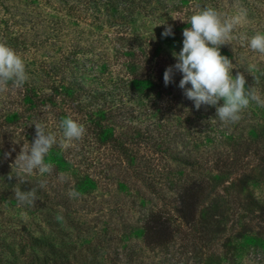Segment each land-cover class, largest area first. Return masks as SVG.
Returning <instances> with one entry per match:
<instances>
[{
    "label": "rangeland",
    "instance_id": "374dc122",
    "mask_svg": "<svg viewBox=\"0 0 264 264\" xmlns=\"http://www.w3.org/2000/svg\"><path fill=\"white\" fill-rule=\"evenodd\" d=\"M220 1L209 6L223 16L247 11L221 54L264 99V55L240 39L264 34V0ZM177 3L127 41L86 6L78 17L67 0H0V42L21 55L28 75L22 88L0 92V238L33 225L38 207L21 205L14 190L35 188V205L58 224L53 237L75 254L70 264H264V107L251 102L224 124L215 106L196 109L184 95L182 73L174 70L166 86L142 62L151 52L167 67L177 63L183 30L202 8ZM168 25L174 35L164 37ZM68 117L84 125L83 138L50 149L51 174L16 177L13 163L34 141V123L59 139ZM195 180L203 185L186 225L179 193ZM71 189L80 195L71 198ZM153 214L171 219L168 240L147 234Z\"/></svg>",
    "mask_w": 264,
    "mask_h": 264
},
{
    "label": "clouds",
    "instance_id": "9594fccd",
    "mask_svg": "<svg viewBox=\"0 0 264 264\" xmlns=\"http://www.w3.org/2000/svg\"><path fill=\"white\" fill-rule=\"evenodd\" d=\"M246 16L247 11L243 8L235 15L228 16H223L211 6H204L196 11L188 22L191 27L183 30L182 50L173 53L177 63L169 66L163 74L167 86L173 82L174 70L182 73L179 87L184 89V95L194 101L196 109L202 105L215 106L216 117L224 124L237 122L241 118L242 110L251 102L264 107V99L255 86L246 87L247 80L243 72H237L233 76L232 60L221 54V46L229 44L233 39L234 30L244 22ZM162 35H174L172 26L165 27ZM240 39L248 40L251 50L264 55V34L257 33L250 39L241 34ZM27 80L28 75L21 55L6 43L0 42V92L7 91L10 84L12 88H22ZM189 84L191 87H187ZM221 100L222 106L219 104ZM34 126V141L22 145L13 163L16 166V177L20 180L23 175H31L37 171L41 176L51 174L53 165L45 163V156L50 149L54 145L67 149L73 141L81 140L86 132L84 125L71 117L60 122L62 135L59 139L55 133L46 131L44 124L36 122ZM12 151H15V148ZM5 155L11 156V152ZM11 178L9 176V179ZM59 178L66 179L63 173ZM45 185L46 181L42 180L40 187ZM79 195L75 189L69 191L71 198ZM14 196L21 205H34L36 189H15Z\"/></svg>",
    "mask_w": 264,
    "mask_h": 264
},
{
    "label": "trees",
    "instance_id": "16d2710c",
    "mask_svg": "<svg viewBox=\"0 0 264 264\" xmlns=\"http://www.w3.org/2000/svg\"><path fill=\"white\" fill-rule=\"evenodd\" d=\"M195 0H67L65 6L72 12L78 13V17L82 14L84 6L93 9L95 19H103L118 34L119 39L131 40L132 35H137L143 29L147 32V23L152 21L157 23L159 18L163 17L169 10L172 3L178 2L177 5L184 6L186 3H193ZM201 7L209 5H220V0H196ZM148 20V21H147ZM160 22V21H159ZM141 29V30H140ZM140 30V31H139ZM128 38V39H127ZM142 62L146 63L147 67L155 66L149 70L151 76H158L159 84H162L164 71L168 68L164 58L148 52L146 58ZM155 63V65H154ZM165 63V64H162ZM173 65V64H172ZM175 65V64H174ZM99 113V112H98ZM96 113V115H98ZM93 116V115H91ZM97 117V116H93ZM202 180H195L191 184H185L179 193L178 211L180 217L187 225L191 223L198 209V199L200 196ZM37 196V193H36ZM37 203V202H35ZM38 203L36 212L31 219V226L21 225L19 229H15L11 239L5 240L0 238V264H70V256L73 255L66 252L65 243L58 238L53 237V234H58V224L51 215L45 213L46 205ZM46 211V210H45ZM36 213V214H37ZM158 214H153L150 220L155 221V225L148 228L151 232L150 238L152 242H161L168 240L173 236L174 228H172L171 219L160 217ZM158 223V220H161ZM48 227L51 228L47 231ZM39 231V234L35 232ZM148 238V236H147ZM148 240V239H147ZM75 257V254L73 255Z\"/></svg>",
    "mask_w": 264,
    "mask_h": 264
}]
</instances>
